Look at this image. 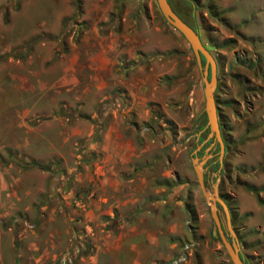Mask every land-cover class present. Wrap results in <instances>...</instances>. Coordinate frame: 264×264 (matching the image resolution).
<instances>
[{"label":"rangeland","instance_id":"1","mask_svg":"<svg viewBox=\"0 0 264 264\" xmlns=\"http://www.w3.org/2000/svg\"><path fill=\"white\" fill-rule=\"evenodd\" d=\"M169 3L216 62L205 188L264 264V0ZM202 89L155 0H0V264H232Z\"/></svg>","mask_w":264,"mask_h":264},{"label":"water","instance_id":"2","mask_svg":"<svg viewBox=\"0 0 264 264\" xmlns=\"http://www.w3.org/2000/svg\"><path fill=\"white\" fill-rule=\"evenodd\" d=\"M157 7L165 19V21L171 25L175 30H177L182 37L187 41L194 57L198 68L201 71V78L203 81V109L206 117V127L208 128V133L205 139L211 138L212 141L204 149V154L200 159L195 155L196 149H198L202 142H200L196 148L193 150L192 154H194L191 158L193 171L196 176L197 186L201 191L205 202L208 205L210 217L214 223L216 232L220 239V242L227 253V256L232 264H244L239 250L236 244L232 243L226 233L223 230L221 225V221L217 214V203H219L223 208H225V204L223 200L219 197L216 192V184L214 185L213 191L209 192L206 190L204 181H203V169L204 163L206 159L210 156L207 153V149L210 148L212 143H217L218 145V162L219 168L221 166V160L224 153V143L221 137L216 106L214 101V89L216 86V62L209 52V50L204 46L200 36L197 31L188 25L185 21H183L171 8L168 0H155ZM203 58V61H201Z\"/></svg>","mask_w":264,"mask_h":264},{"label":"trees","instance_id":"3","mask_svg":"<svg viewBox=\"0 0 264 264\" xmlns=\"http://www.w3.org/2000/svg\"><path fill=\"white\" fill-rule=\"evenodd\" d=\"M168 2H169V0H168ZM170 4V3H169ZM171 6V5H170ZM172 8V7H171ZM173 9V8H172ZM174 11V10H173ZM175 12V11H174ZM181 18V17H180ZM182 19V18H181ZM183 20V19H182ZM184 21V20H183ZM186 22V21H185ZM188 25H190L191 27H193L196 31H197V29L194 27V26H192L191 24H189L188 22H186ZM197 33H198V31H197ZM199 35V34H198ZM201 61H203V58H201ZM216 112H217V110H216ZM217 119H218V112H217ZM218 125H219V129H220V133H221V137H222V140H223V134H222V130H221V126H220V124H219V122H218ZM201 139V138H200ZM201 141V140H200ZM223 143H224V140H223ZM224 146H225V143H224ZM225 150H226V146H225V149H224V152H225Z\"/></svg>","mask_w":264,"mask_h":264}]
</instances>
